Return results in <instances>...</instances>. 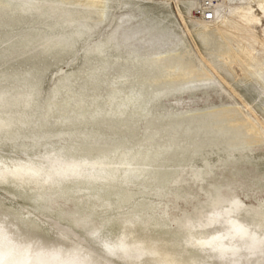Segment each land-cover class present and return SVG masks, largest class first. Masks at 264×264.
I'll return each instance as SVG.
<instances>
[{"label": "rangeland", "instance_id": "1", "mask_svg": "<svg viewBox=\"0 0 264 264\" xmlns=\"http://www.w3.org/2000/svg\"><path fill=\"white\" fill-rule=\"evenodd\" d=\"M44 1L57 9L39 20L35 11L26 14L0 10V75L6 74L0 78V87L18 84L21 80L15 77L17 74L22 76L34 69L40 81L39 101L44 106L52 97L59 74L73 73L75 90L86 83L88 96L105 98L111 81L128 69V80L117 86L127 92L144 84V95L152 101L150 113L123 120L103 115L97 123L55 129L51 125L29 128L21 138L9 137L8 143L0 147V155L15 157L11 144L27 142L33 146L30 157L38 159L41 151L63 146L57 144L63 138L68 146H77L90 157L98 149L130 145L180 147L157 158L158 169L165 171L164 182L160 186L145 184L149 203L134 212L151 220H180L184 212L202 205L204 193L213 187L230 188L262 210L264 81L260 76L264 74V0H208L215 12L212 22L204 21L200 14L207 0H104L105 15L83 0ZM69 13L88 15V23L93 26L91 31L85 29L72 48L43 53L38 46H19L20 38L32 27L44 31L43 21L53 22ZM107 38H111L108 65L95 79H89L88 73L101 67L103 58L94 53L86 55L85 48L88 43ZM158 56L162 59L157 65H150ZM144 59L148 63L143 64ZM179 64L195 74L170 80L167 67ZM161 88H165L162 93H155ZM61 93L59 101L65 96ZM51 115L49 119L54 121L60 114L55 111ZM89 146L96 149L87 152L82 148ZM90 196L82 199L88 202L85 207L62 199L42 207L29 193L0 183V207L30 213L37 220V232L61 243L65 241L62 237L71 241L73 235H80L75 221L95 217L88 211L103 216V211L114 210L107 206L108 197L103 199L94 190ZM121 198L130 203V208L140 199ZM252 207H245L240 217L253 215ZM180 225L178 221L175 227Z\"/></svg>", "mask_w": 264, "mask_h": 264}, {"label": "bare ground", "instance_id": "2", "mask_svg": "<svg viewBox=\"0 0 264 264\" xmlns=\"http://www.w3.org/2000/svg\"><path fill=\"white\" fill-rule=\"evenodd\" d=\"M44 2V0H0V10L8 13L26 14H32L35 11L38 14V18H36L39 20L43 17H49L57 9L54 4L51 3L46 6ZM83 3L98 8L103 15L106 13V2L104 0H83ZM103 19H100V21ZM88 21V15H78V13H69L62 19L53 22L47 19L41 23L46 30L42 31L32 27L30 31H27L20 38L19 46H38L43 53L66 51V49L72 48L77 39H80L85 34V29L86 31L87 29L93 30V26ZM110 42L111 38L99 39L92 43L87 42L86 55L94 53L103 58L101 67H96L88 73L89 79H95L98 73L107 67V58L109 56L107 47ZM133 59L135 58L130 60L133 61ZM161 59L162 56L153 58L150 65H157ZM146 63H148V59L143 60V64ZM166 71L169 72L167 76L169 75L168 77L172 81L195 74L193 69H189L183 64L167 67ZM128 73L129 70L126 69L111 81V90L105 98L95 95L88 96L86 83L78 90H75L72 84L73 73H60L53 89L52 97L49 98L47 105L44 106L39 101L40 81L36 76V70L32 69L22 76L17 74L15 77L21 82L13 86L0 87V147L7 144V139L11 136L21 138L22 132L29 128L35 129L39 127L43 129L51 125L55 129L77 124L83 125L87 122L97 123L103 115H109L118 120H123L125 117L131 119L134 117L133 115L138 113L148 115L150 113L149 105L152 101L151 98L144 95L146 92L144 84L138 88L133 87L127 92L117 86V84L128 80ZM1 77H6V74H1ZM164 89L161 88L159 89L160 91L157 90L155 93H162ZM61 92L65 96L59 101L58 95ZM55 111H58L60 115L55 117L54 121H51L49 117ZM219 130L223 131L222 128ZM64 141L63 138L62 143L57 142V144H62L63 146L58 145L56 148L48 149V152L41 151V156H37L38 159H32L31 155H29L31 147L33 149L32 144L16 142L11 144V148L14 149L13 151L17 156L6 157L0 155V162H4L8 167H14L19 164L28 165L29 163L33 165L46 164L52 169H68L71 166H78L84 173L83 177H74L63 182L50 184L36 181L29 183L27 178L18 180L9 177L4 184L29 193L33 196L38 206L42 207H47L49 203L56 200L60 201L61 199L64 203L72 201L76 207H85L88 202L82 201V199L89 197L91 190L98 192V196L103 199L108 197L109 205L107 206L110 208L115 207L114 210L103 211V216L95 213L94 210L88 212L94 214V219L106 222L113 240H117L121 236L127 237L126 243L142 244L148 250L155 252V256L146 259L155 260L158 264H166L167 260L172 257L179 258L178 261L181 264H188L189 261L202 258L198 250L192 247L195 240L202 238L211 239L213 236H220L221 240L218 243H223L226 246L236 245L239 247L244 243L239 237L233 238L229 236L228 239H223V236L228 234L227 229L230 227L226 219L217 225L215 230L205 229L203 232L189 234L180 223L179 227H175L179 221L175 217L174 220H151L150 217L144 214L134 212L137 207L139 208L149 203L148 195L145 193V184L160 186L161 182H164L165 171L158 169L157 158L168 151L180 149V147L153 146V144L147 146L130 145L122 148H111L106 151L98 149L90 157L82 154V149L79 147L68 146L69 144L64 143ZM49 146H52V144L49 143ZM82 148H85L87 152L96 149L92 146ZM72 189H80V191L74 193ZM122 196H126L129 199L132 196H139L140 199L135 207L130 208V203L124 202L121 198ZM90 198L93 197L90 196ZM237 198L242 201L245 207L253 206L252 208H254V214L240 217V222L244 223L247 221L248 223L255 222L258 224L264 211L258 208L256 204H248L249 202L247 203L239 196ZM120 204L122 205L119 206ZM101 208L104 209L105 207ZM72 210L70 211L72 212ZM25 213L20 210L0 207V218L9 217V223L19 230L20 235H27L28 231H31L34 233V239L44 242V235L42 234V236L40 232H37V220L32 218L30 213ZM33 224H35V227ZM157 230L161 232L154 233ZM65 241L67 242L63 243ZM65 241L58 243L56 247L69 248L71 241ZM68 258L66 252L61 253L59 256L60 260ZM45 259L49 260L51 264H56L52 257H45Z\"/></svg>", "mask_w": 264, "mask_h": 264}, {"label": "snow or ice", "instance_id": "3", "mask_svg": "<svg viewBox=\"0 0 264 264\" xmlns=\"http://www.w3.org/2000/svg\"><path fill=\"white\" fill-rule=\"evenodd\" d=\"M264 81V74L260 76ZM261 102L264 103V95ZM84 173L78 166L68 169H52L46 164H19L8 167L0 162V183L7 178L28 179L31 183L50 184L63 182L72 178H81ZM204 203L193 207L180 216L179 223L191 234L213 229L225 219L228 227L223 239L239 237L244 243L241 246H226L218 243L220 236L211 239L195 240L192 247L196 248L202 258L189 261L188 264H264V214L259 223L240 222V214L245 205L237 198L232 189L222 187L210 188L204 193ZM264 210V203L261 205ZM80 232L73 235L71 246L67 249L56 247L60 241L34 239V233L20 235L19 230L9 223V217L0 218V264H51L45 257H52L56 264H158L150 258L156 255L142 244H128L127 237L113 240L106 222L87 216L75 221ZM10 230H12L10 232ZM67 240V237H62ZM67 253L66 260H60L61 253ZM166 264H181L176 259H168Z\"/></svg>", "mask_w": 264, "mask_h": 264}, {"label": "built area", "instance_id": "4", "mask_svg": "<svg viewBox=\"0 0 264 264\" xmlns=\"http://www.w3.org/2000/svg\"><path fill=\"white\" fill-rule=\"evenodd\" d=\"M202 15V19L207 22L214 21L215 14L213 10V6L210 3V1H206L203 5L202 12L200 13Z\"/></svg>", "mask_w": 264, "mask_h": 264}]
</instances>
